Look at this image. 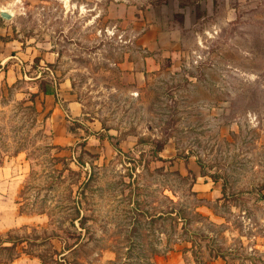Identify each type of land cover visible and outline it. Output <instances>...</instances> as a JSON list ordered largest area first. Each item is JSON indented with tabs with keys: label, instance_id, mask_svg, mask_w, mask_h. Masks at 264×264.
<instances>
[{
	"label": "rangeland",
	"instance_id": "rangeland-1",
	"mask_svg": "<svg viewBox=\"0 0 264 264\" xmlns=\"http://www.w3.org/2000/svg\"><path fill=\"white\" fill-rule=\"evenodd\" d=\"M0 33L28 74L0 71V236L25 239L0 264H264V0H0Z\"/></svg>",
	"mask_w": 264,
	"mask_h": 264
},
{
	"label": "crops",
	"instance_id": "crops-1",
	"mask_svg": "<svg viewBox=\"0 0 264 264\" xmlns=\"http://www.w3.org/2000/svg\"><path fill=\"white\" fill-rule=\"evenodd\" d=\"M14 43H15V40L4 41V40L0 39V71H1V67L5 66L7 63H9L12 60L13 64L11 66V70H9L7 72L9 78H12V77L15 78L16 77V74H15L16 66H18V68L21 69L22 75L24 72V75L28 77V74L25 72L24 67H22L20 65V63L22 62V59L20 58L19 52H18V49L20 47H18ZM21 67L23 68V70ZM11 72H13V74H11ZM39 75H41L40 71H39V74L37 76H33V77H29V78L39 80V82H40L41 78L39 77ZM39 82H38V85H39ZM54 88H55V93H53V94H44L43 92H39V87H37V89L35 90V93L38 92L37 98H41L42 100L45 99L48 106L51 108H54L55 111H57V107H60V104H58V102H57V96H56L57 95V91H56L57 89H56V87H54ZM11 230H13V229H11ZM27 260L35 261V257L30 256L28 259L25 257H20V258L14 259L11 263H5V264H27ZM39 261L44 263L41 259H39ZM209 264H227V261H226V259H223V258H217V259H214L213 261L209 262Z\"/></svg>",
	"mask_w": 264,
	"mask_h": 264
},
{
	"label": "trees",
	"instance_id": "trees-1",
	"mask_svg": "<svg viewBox=\"0 0 264 264\" xmlns=\"http://www.w3.org/2000/svg\"><path fill=\"white\" fill-rule=\"evenodd\" d=\"M35 60H39V59L36 58ZM38 87H39V92H43L44 94H53V93H55V88L53 87V85L49 81H46L45 78H43V79L40 80ZM37 95H38V92L37 93H34V96H37ZM167 140H168V138H166L162 142H159L158 140L154 141V143H157V146L154 149L155 154L156 153L158 154L159 152L163 151V149L165 147V144L167 143ZM263 196H264V194H263ZM79 213H80V211H79ZM177 214L178 213H176V215H173V212H171L169 214V216L172 217V219H174V220L180 219L181 216H177ZM159 217H160V215H159ZM79 218H80L79 223H80V225L82 227L83 224H84V221L86 220V215L83 214ZM12 232H13L12 230L7 231L6 232L7 233V237L6 238L0 236V248H2L4 250H8V251H12L13 252V251H15L17 249V245L19 243H23V241L25 239H23V238L22 239H13V237H11ZM80 234H81V232H80ZM64 249H66V247ZM68 250H70V248ZM183 251L185 252L186 249H183ZM18 257H19V254L17 253L14 256L10 257L9 260L10 261H13L14 259H16ZM214 257L215 258H219V257L225 258L221 254H215ZM41 260L44 262V259L41 258ZM5 263H8V261H6Z\"/></svg>",
	"mask_w": 264,
	"mask_h": 264
},
{
	"label": "water",
	"instance_id": "water-1",
	"mask_svg": "<svg viewBox=\"0 0 264 264\" xmlns=\"http://www.w3.org/2000/svg\"><path fill=\"white\" fill-rule=\"evenodd\" d=\"M1 15L6 18V19H9L11 16H12V13L11 11H8V10H4L1 12Z\"/></svg>",
	"mask_w": 264,
	"mask_h": 264
}]
</instances>
